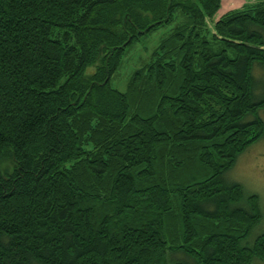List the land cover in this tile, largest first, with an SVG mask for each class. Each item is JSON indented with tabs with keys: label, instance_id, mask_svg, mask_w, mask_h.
I'll use <instances>...</instances> for the list:
<instances>
[{
	"label": "trees",
	"instance_id": "1",
	"mask_svg": "<svg viewBox=\"0 0 264 264\" xmlns=\"http://www.w3.org/2000/svg\"><path fill=\"white\" fill-rule=\"evenodd\" d=\"M220 3L0 0V264L264 259V232L246 243L258 197L226 179L264 139V0ZM174 18L112 87L125 48Z\"/></svg>",
	"mask_w": 264,
	"mask_h": 264
},
{
	"label": "rangeland",
	"instance_id": "2",
	"mask_svg": "<svg viewBox=\"0 0 264 264\" xmlns=\"http://www.w3.org/2000/svg\"><path fill=\"white\" fill-rule=\"evenodd\" d=\"M256 1L258 0H221L215 18L229 10L239 9L246 3ZM175 24L176 19L174 18L170 22L163 23L142 34L138 40L127 46L122 56L121 65L111 77V86L124 91L131 73L148 61L160 39L165 37ZM209 26H212V22L209 23ZM93 69V67H88L87 73L92 72ZM255 76L259 81L262 80L264 70L258 67ZM258 113L264 120V109H260ZM12 168L13 162L8 155L0 158L1 174L11 171ZM226 179L240 183L247 195L256 194L258 197L261 217L246 238V243H252L259 234L264 232V139L253 142L238 155L233 167L226 172ZM252 264H264V259H253Z\"/></svg>",
	"mask_w": 264,
	"mask_h": 264
}]
</instances>
